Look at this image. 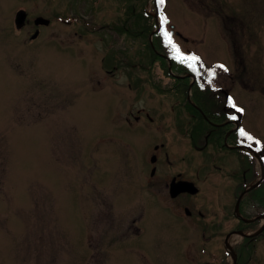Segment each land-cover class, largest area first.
Instances as JSON below:
<instances>
[{
	"label": "rangeland",
	"instance_id": "obj_1",
	"mask_svg": "<svg viewBox=\"0 0 264 264\" xmlns=\"http://www.w3.org/2000/svg\"><path fill=\"white\" fill-rule=\"evenodd\" d=\"M20 8L31 21L23 29L15 25ZM157 8L173 45L198 57L199 69L216 74L219 84L236 83L235 93L242 90L238 78H223L244 61L247 130L264 140V0H163L159 7L153 0H0V264L222 260L225 232L216 235L212 252L196 236L202 221L181 208L188 202L141 188L116 206L126 184L137 188L142 151L154 143L173 152L172 165L163 157L160 173L193 180L200 188L194 205L203 210L207 200L226 198L224 171L234 167L190 108V83L153 59L152 20L137 13H150L155 31ZM35 15L51 20L37 41ZM136 117L153 122L139 124ZM98 181L105 183L100 191ZM138 227L146 237L109 250L124 246ZM94 235L117 237L119 244L96 253L86 241Z\"/></svg>",
	"mask_w": 264,
	"mask_h": 264
},
{
	"label": "flooded vegetation",
	"instance_id": "obj_2",
	"mask_svg": "<svg viewBox=\"0 0 264 264\" xmlns=\"http://www.w3.org/2000/svg\"><path fill=\"white\" fill-rule=\"evenodd\" d=\"M40 16L41 15H35L33 18L34 33H38L34 41L39 40V38L44 35L45 28L51 24V22L47 25L36 24V19ZM30 22L29 19L27 24ZM257 63V66L260 67V63ZM246 68V64H244L243 61V65L241 66L242 70L239 72L226 71L225 74L227 76L223 79L238 78L239 88L246 90V73H248L246 72ZM258 71L259 70H257V73ZM221 84H223V86H221ZM235 84L234 82L223 81L216 89L209 88L207 90L209 91L207 99L211 109L210 114L214 118L205 117L207 122L211 125V131L214 134L212 140L208 141L212 142L214 145L218 144V146H220V144L216 142L215 137L222 134V141L223 145H225L227 154L233 157L232 164L234 167L232 169H225L224 171L229 180V189L226 191V198L216 200L217 203H215V198L207 200V203H204L207 206L205 210H203L201 207H196L194 205L200 191L196 194L184 192L175 198L171 197L170 188L171 182L174 179L193 180L182 177L181 173L171 176L160 173L159 168L163 157L169 166L172 165L171 155L173 152L169 150V146L165 143H154L151 148H146V150L142 151L143 166L138 174V184H136L138 189H133L134 187L132 185L128 186L129 184H126L125 188L121 190L119 194L117 193V205H115L118 207L124 206L127 199L130 197V200L134 196L133 192L137 190L139 193L141 188L140 191L144 190L146 193L152 192V194H155L156 198L161 196L162 199L165 200L166 195H168L171 200L188 202L181 208H183L187 218L192 220L199 219L202 221V225H198L200 230L195 228L199 231L196 236L202 237L212 252L214 251L213 248H215L214 239L216 235H219L220 232H225L224 252L221 256L222 260L216 264H264V140L260 135L251 133L247 130L245 122L246 110L242 101V97L245 96V91L241 92V90L235 93ZM220 103L223 108L220 107ZM196 108L202 112L198 105ZM134 121L140 124L141 122H153V119L141 120L136 117ZM129 124L130 127H136V125H132L130 122ZM143 126H147V124ZM217 128H222L221 132L218 131V133H215ZM215 129L216 131L213 132ZM241 130H243L246 135H242ZM191 132L193 135V130H191ZM249 136L251 139L248 138ZM113 148H116L115 145ZM152 156L155 157L154 162L151 161ZM148 158H150V165L148 164ZM105 164L110 166V168L113 166L112 161L108 159ZM109 175L105 177L100 176L99 179L108 181V179L112 178V176L109 177ZM98 182L99 186H95V189L100 191L104 188L100 185H105V183L103 181ZM215 207L218 209L214 210ZM216 213L217 216L215 215ZM133 233V237L124 238L126 241L124 242V246H120L117 237L111 239L101 238V240L103 239L104 241H100L98 236L94 235L90 237L87 236L86 241L90 249L96 253L104 252L105 246H112L117 241L116 244H119V246L117 245L116 247L115 245V247L109 248L111 252H115L128 248L129 241L142 239L147 236L145 232L142 234L139 227L137 230L133 231ZM127 234L130 236L132 232H127ZM236 237L239 238L237 242V244L239 243L238 246L231 242V240ZM221 258H219V260Z\"/></svg>",
	"mask_w": 264,
	"mask_h": 264
},
{
	"label": "trees",
	"instance_id": "obj_3",
	"mask_svg": "<svg viewBox=\"0 0 264 264\" xmlns=\"http://www.w3.org/2000/svg\"><path fill=\"white\" fill-rule=\"evenodd\" d=\"M160 3H161L160 0H157L158 7L160 6ZM145 12H144V14H143V12H142V14L137 13V15L139 17H141L142 19H146V17H147L148 21H149V18L152 20L153 23L150 22L151 28H149L148 31L153 32L155 25H156L154 23L155 20L150 15V13H148V12L145 13ZM163 26L160 28L159 31L154 33L153 43L148 46L149 49L151 50V52L154 54V57H153L154 61L157 60L158 62H160L161 65L163 66V68L167 71V73L169 75H171L170 69H169V62L172 65L173 71H176V72L181 73V74L182 73L194 74L196 76V81L194 83V89H195L194 91L195 92H194L193 97L196 100V102L198 103V106L206 114V116L208 118L209 117L213 118L210 114L211 109L209 107V103L203 97L204 94L206 93L204 88H205V86H207V84L201 82L202 80H209V77H204L201 75V72H205V71L203 69H199L197 62L195 61V59H193L194 56L182 55L180 51L179 52L176 51V48L173 47V40H172L171 36L163 31ZM128 30L131 31L130 29H128ZM131 32H133V31H131ZM137 36L144 37L140 33ZM135 37H136V35H135ZM145 37H146V35H145ZM169 39H171L172 45L169 44ZM189 80H190L189 78H186L184 80L178 79V82H180V83L184 82V84H185L184 86H187L189 84L188 83ZM189 106L193 112H196L199 115V117L202 118L203 123L206 124L211 129L212 128L211 125L207 122V120L204 118V116H201L200 112L194 106H192V105H189ZM221 129L222 128H217V131L215 129L213 132H215V131H216L215 133H218V131L221 132ZM213 136H214V134L208 133L209 141L212 140ZM215 138H216L217 143L222 144V134L220 136H216Z\"/></svg>",
	"mask_w": 264,
	"mask_h": 264
},
{
	"label": "water",
	"instance_id": "obj_4",
	"mask_svg": "<svg viewBox=\"0 0 264 264\" xmlns=\"http://www.w3.org/2000/svg\"><path fill=\"white\" fill-rule=\"evenodd\" d=\"M27 12L23 9L19 10L16 15H15V24L18 29H21L24 27V25L27 22ZM50 20L45 19L44 17H38L36 19V24H49ZM38 36V33L36 32L33 36L32 39H35ZM152 161H155V158H152ZM183 192H189L191 194H196L199 192V188L195 185V183L186 181V180H181V181H176L173 180L170 188V193L172 197H176L180 193Z\"/></svg>",
	"mask_w": 264,
	"mask_h": 264
},
{
	"label": "snow or ice",
	"instance_id": "obj_5",
	"mask_svg": "<svg viewBox=\"0 0 264 264\" xmlns=\"http://www.w3.org/2000/svg\"><path fill=\"white\" fill-rule=\"evenodd\" d=\"M160 2H161V3H163V0H160ZM171 43H172V41H171V39H169V44H171ZM173 47H174V48H176V46H175V45H173ZM176 51H177V52H179V49H178V48H176ZM193 59H199V58H198V57H193ZM221 67H223V66H221ZM241 111H242V110H241ZM234 118H235V117H234ZM241 134H242V135H246V133H244V131H243V130H241ZM248 138H249V139H251V137H250V136H249Z\"/></svg>",
	"mask_w": 264,
	"mask_h": 264
}]
</instances>
